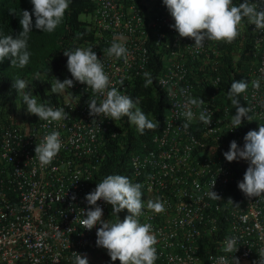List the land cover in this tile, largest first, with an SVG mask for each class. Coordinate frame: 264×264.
<instances>
[{"label": "built area", "instance_id": "2783aa9c", "mask_svg": "<svg viewBox=\"0 0 264 264\" xmlns=\"http://www.w3.org/2000/svg\"><path fill=\"white\" fill-rule=\"evenodd\" d=\"M173 22L161 0H95L87 27L93 35L84 43L102 60L110 86L126 95L146 77L153 57L160 64L155 80L168 103L164 124L129 160L130 180L143 185L140 221L150 223L156 235L155 264H221L219 257L231 255L223 252L230 236L239 239L233 253L239 264H256L264 248V200L238 189L248 163L227 162L223 153L233 140L242 147L245 134L264 123V32L245 20L231 43L208 42L194 54V41L180 38L169 27ZM118 36L128 49L126 58L106 54ZM242 79L249 87L239 96L240 106L249 107L251 119L242 118L241 127L231 130L235 106L223 96L232 80ZM255 79H261L259 89L251 85ZM86 87L74 82L59 93L50 105L64 107L68 119L46 128L29 113L0 121V264H73V252L86 255L89 264H112L106 250L95 245L99 225L86 230L80 219L82 210L95 207L84 197L95 188L106 145L122 134L124 119L90 116L87 102L102 97ZM185 95L204 101L192 111L198 115L207 108L209 125L197 119L182 127ZM53 130L60 132L62 148L42 167L34 148ZM213 182L219 201L206 195ZM156 199L164 203L163 212L147 209ZM97 206L106 220L107 204L98 200Z\"/></svg>", "mask_w": 264, "mask_h": 264}, {"label": "clouds", "instance_id": "9594fccd", "mask_svg": "<svg viewBox=\"0 0 264 264\" xmlns=\"http://www.w3.org/2000/svg\"><path fill=\"white\" fill-rule=\"evenodd\" d=\"M29 3L32 10L31 13L28 10L21 12L19 23L22 30L19 34L15 37L0 35V62L5 58H11V64L18 67L23 68L28 64L31 55L27 50L28 39L33 28L47 33L55 31L72 0H29ZM161 3L174 21L169 27L174 29L180 38L187 37L194 41L190 46L194 54L199 53L208 42L231 43L239 35L238 29L245 20L247 24L254 25L256 31L264 32V0L256 2L243 0L242 3H238L237 0H161ZM122 39V36L114 38L111 46L106 49L107 56L127 57L128 49L124 43L119 42ZM63 55L67 57L66 68L71 79H64L61 82L53 78L50 93H63L72 88L74 82H78L90 88L94 97H102L99 102L95 98L87 102L90 116L112 121L127 117L129 124L141 135L145 130L158 128V121L155 117L149 118L139 107L138 100L123 94L118 87L110 86V77L104 70L102 60L98 59L93 51V46L65 50ZM154 59L155 57L151 62ZM148 72L149 69L145 73L146 76ZM151 82V79H148L145 86ZM118 83L123 85L122 80ZM251 85L254 89H259L261 79L252 80ZM27 87V81L24 79L17 78L12 82V88L19 93L26 112L44 122L43 127L68 119L64 107L55 108L48 102H40V98L34 96L32 91H24ZM248 87L249 81L232 80L225 94L235 106V114L230 121L231 130L241 127L242 118L251 119L249 107L240 106L239 99L240 94L245 93ZM184 91L181 89L182 94ZM184 99L186 108L183 112L185 122L182 127L186 130L190 123L197 119L209 125L211 113L207 108L201 110L198 115L192 111V106L200 107L205 104L204 101L190 95H185ZM60 137V132L53 130L36 144L34 158L42 167L50 165L60 152L62 148ZM223 156L227 162L244 160L248 163L243 179L238 182L237 187L247 198L264 200V123L259 124L258 130H250L245 134L242 147H239L235 140L231 141L228 151L224 152ZM213 186L214 182L206 195L213 201H219L218 193L211 190ZM142 187L141 183H134L127 176L110 174L84 197L88 205L95 207L81 211L83 218L80 219V225L86 230H92L99 225L95 245L106 250L110 262L118 260L120 264H155L158 259L155 247L157 238L153 227L150 223L140 221V217L145 214ZM98 200L111 206L114 219H101L103 210L97 206ZM146 207L153 213L165 210L164 203L159 199L148 201ZM122 210H127L128 214L121 220L117 214ZM239 244L236 236L227 237L223 241V252L231 255L219 257L221 264H239L238 258L233 256ZM257 253L259 259L256 264H264V248H260ZM72 255L73 264H89L86 255L82 256L75 252Z\"/></svg>", "mask_w": 264, "mask_h": 264}, {"label": "trees", "instance_id": "16d2710c", "mask_svg": "<svg viewBox=\"0 0 264 264\" xmlns=\"http://www.w3.org/2000/svg\"><path fill=\"white\" fill-rule=\"evenodd\" d=\"M94 7L95 0H72L55 31L47 33L33 28L28 39L27 50L31 54L28 64L23 68L18 67L11 64V58H5L0 62V121L5 122L10 114L27 113L19 93L12 88V82L17 78L27 81L28 87L24 91H32L34 96L40 98V102L50 104L57 101L59 93H50L49 89L54 83L53 78L61 82L64 79H71L66 68L67 57L63 55V51L85 47L86 39L93 35L92 31L87 29L86 18L94 11ZM24 10L31 13L32 5L29 0H0V35L15 37L19 34L22 30L19 20ZM32 21L34 24V16ZM159 68V61L154 59L149 66L148 75L136 80L129 93V96L139 101V107L150 119L155 117L158 128L145 130L141 135L129 124L127 117H124L122 134L106 145L107 154L93 177L94 186L110 174H120L131 179L129 164L131 155L142 153L143 145L149 143L161 130L168 111V103L164 93L156 85L155 77ZM148 79L152 82L145 86ZM223 100L228 102L229 99L224 95ZM252 130H256V126H253ZM117 215L122 220L126 216L125 210ZM114 218L111 206L107 205V219ZM112 264L120 262L117 260Z\"/></svg>", "mask_w": 264, "mask_h": 264}, {"label": "rangeland", "instance_id": "374dc122", "mask_svg": "<svg viewBox=\"0 0 264 264\" xmlns=\"http://www.w3.org/2000/svg\"><path fill=\"white\" fill-rule=\"evenodd\" d=\"M87 19V18H86ZM89 19V18H88ZM49 89H51V88H49Z\"/></svg>", "mask_w": 264, "mask_h": 264}]
</instances>
